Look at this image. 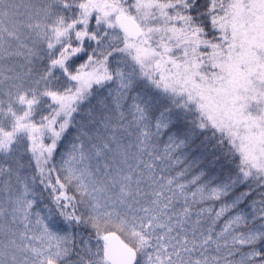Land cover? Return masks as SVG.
<instances>
[{
	"label": "snow or ice",
	"instance_id": "6c2138e0",
	"mask_svg": "<svg viewBox=\"0 0 264 264\" xmlns=\"http://www.w3.org/2000/svg\"><path fill=\"white\" fill-rule=\"evenodd\" d=\"M0 264H264V0H0Z\"/></svg>",
	"mask_w": 264,
	"mask_h": 264
}]
</instances>
